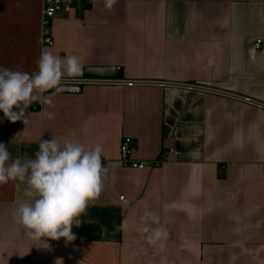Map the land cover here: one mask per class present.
Masks as SVG:
<instances>
[{
    "label": "crops",
    "instance_id": "1",
    "mask_svg": "<svg viewBox=\"0 0 264 264\" xmlns=\"http://www.w3.org/2000/svg\"><path fill=\"white\" fill-rule=\"evenodd\" d=\"M41 10L0 0V66L31 73L49 51L79 57L82 75L65 81L88 79V68L119 69L123 79L45 93L52 105L33 102L27 125L0 111V142L24 160L40 139L74 133L101 144L109 171L72 228L76 239L47 249L12 219L25 185H0V264H264V0H117L112 11L86 0L56 16L54 46L44 49ZM125 138L147 170L121 164ZM170 149L171 161L151 169ZM146 208L169 229L163 252L138 231Z\"/></svg>",
    "mask_w": 264,
    "mask_h": 264
},
{
    "label": "clouds",
    "instance_id": "2",
    "mask_svg": "<svg viewBox=\"0 0 264 264\" xmlns=\"http://www.w3.org/2000/svg\"><path fill=\"white\" fill-rule=\"evenodd\" d=\"M117 0H103L106 10L112 11ZM79 57L61 58L42 51L37 70L27 72L0 66V111L9 122L29 123L28 109L33 102L52 105L49 90L63 89L65 75L74 78L82 75ZM41 115L53 118V113ZM103 147L99 143L87 146L75 134L63 138L40 139L35 158L12 159L8 147L0 142V185L10 180L25 185V201L12 213L16 225L24 236L41 248H49V240H65L67 246L76 239L73 226H80L79 217L101 193L109 169L102 164ZM155 225V226H154ZM138 231L155 251H165L169 229L159 216L147 208L139 218ZM55 264H63L58 258Z\"/></svg>",
    "mask_w": 264,
    "mask_h": 264
},
{
    "label": "built area",
    "instance_id": "3",
    "mask_svg": "<svg viewBox=\"0 0 264 264\" xmlns=\"http://www.w3.org/2000/svg\"><path fill=\"white\" fill-rule=\"evenodd\" d=\"M41 3V21H40V37L39 45L42 49L52 48L54 46V40L51 33V27L54 19L59 13L71 14L74 11L80 10L84 7L86 0H34ZM262 46V41L258 40L253 48V52L259 51ZM117 81L105 80V79H96L88 78L81 81L68 82L63 80L62 85L65 86H74L83 88L86 85H112ZM40 105L35 107V110H39ZM120 162L126 168L133 170L144 171L148 169V165L144 162H137L131 159L132 155V139L125 138L120 145ZM174 155V150L170 149L164 152L161 155V158L157 161H154L150 168L158 169L165 163L171 161V158ZM102 164L107 167L106 160L102 157ZM108 168V167H107ZM120 201L124 204L127 203V200L124 197L120 198Z\"/></svg>",
    "mask_w": 264,
    "mask_h": 264
},
{
    "label": "water",
    "instance_id": "4",
    "mask_svg": "<svg viewBox=\"0 0 264 264\" xmlns=\"http://www.w3.org/2000/svg\"><path fill=\"white\" fill-rule=\"evenodd\" d=\"M87 78L105 79V80H122L123 74L119 69H103V68H88L85 70ZM83 89L81 87L65 86L59 92L49 90L52 94L60 95H78L81 94Z\"/></svg>",
    "mask_w": 264,
    "mask_h": 264
}]
</instances>
